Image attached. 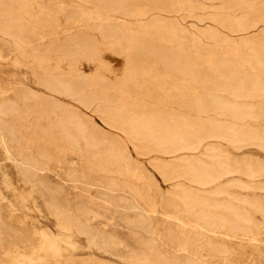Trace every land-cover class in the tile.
Returning a JSON list of instances; mask_svg holds the SVG:
<instances>
[{"label": "rangeland", "instance_id": "obj_1", "mask_svg": "<svg viewBox=\"0 0 264 264\" xmlns=\"http://www.w3.org/2000/svg\"><path fill=\"white\" fill-rule=\"evenodd\" d=\"M157 263L264 264V0H0V264Z\"/></svg>", "mask_w": 264, "mask_h": 264}, {"label": "bare ground", "instance_id": "obj_2", "mask_svg": "<svg viewBox=\"0 0 264 264\" xmlns=\"http://www.w3.org/2000/svg\"><path fill=\"white\" fill-rule=\"evenodd\" d=\"M252 28H254V25H251V26L248 27V29H252ZM79 48H80V42L79 41H74V42L71 43L70 50H71V52L73 54H77L78 51H79ZM76 62H77V59H76V57H74L73 58V64L76 65ZM87 86H89V83H87V81L83 77L80 78V77L75 76V77H71V78H65V77H63L61 75H58V76L55 77V79L53 80V82L51 84V87H52L51 90L56 92V93H58V94H60L61 96H64V97L69 98L71 100H75L76 97L82 95L84 89ZM86 103H88V101L87 100H83V101H79L78 104L80 106L86 107ZM67 115H69L68 116V120L71 121L72 123L74 122L75 126L77 127V129L79 131L81 130V132H82V131L85 130L84 127L81 126V122H80L79 118H77L73 114H67ZM238 115H239L238 117H240V115H247V112L246 111H241V112L238 113ZM176 123H178L177 125H179V122H176ZM163 129L165 130V132L167 134V137L164 139L163 143L168 145V146H171L172 148L175 149V146H176L178 140L180 139V137H182V135H180L179 133H177L176 130L171 129L168 125H165V124L163 126ZM220 136L221 135L219 133H217L213 137L218 139V138H220ZM93 139L95 140V138H93ZM109 159L114 161V163H116V165L119 166V167L122 166V164H123V160H122L119 152L118 151L116 152V150L114 148H111V151H110V154H109ZM96 168L99 169V170H103L105 167L99 165ZM169 241L170 242L173 241V236L172 235H170ZM158 260L160 261V263L166 262L165 258H159Z\"/></svg>", "mask_w": 264, "mask_h": 264}]
</instances>
